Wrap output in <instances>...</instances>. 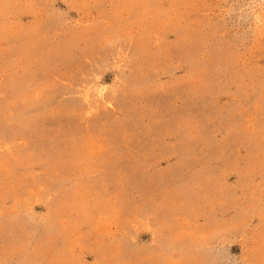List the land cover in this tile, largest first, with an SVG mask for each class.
Instances as JSON below:
<instances>
[{
    "label": "rangeland",
    "instance_id": "rangeland-1",
    "mask_svg": "<svg viewBox=\"0 0 264 264\" xmlns=\"http://www.w3.org/2000/svg\"><path fill=\"white\" fill-rule=\"evenodd\" d=\"M0 264H264V0H0Z\"/></svg>",
    "mask_w": 264,
    "mask_h": 264
}]
</instances>
